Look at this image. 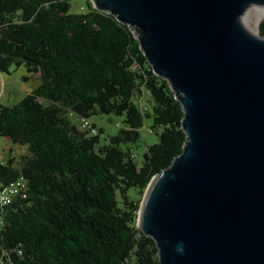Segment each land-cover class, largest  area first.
Listing matches in <instances>:
<instances>
[{"label": "trees", "instance_id": "1", "mask_svg": "<svg viewBox=\"0 0 264 264\" xmlns=\"http://www.w3.org/2000/svg\"><path fill=\"white\" fill-rule=\"evenodd\" d=\"M74 1L0 0V71L25 66L42 79L20 103L0 104V137L28 149L0 159V192L26 185L3 211L0 264H159L137 224L150 182L183 153L184 110L130 27L90 0L73 12ZM98 115L123 118L106 144L90 122ZM146 120L159 142L140 160Z\"/></svg>", "mask_w": 264, "mask_h": 264}, {"label": "water", "instance_id": "2", "mask_svg": "<svg viewBox=\"0 0 264 264\" xmlns=\"http://www.w3.org/2000/svg\"><path fill=\"white\" fill-rule=\"evenodd\" d=\"M91 2L134 31L184 110L183 153L137 224L159 264H264V38L243 23L264 0Z\"/></svg>", "mask_w": 264, "mask_h": 264}, {"label": "rangeland", "instance_id": "3", "mask_svg": "<svg viewBox=\"0 0 264 264\" xmlns=\"http://www.w3.org/2000/svg\"><path fill=\"white\" fill-rule=\"evenodd\" d=\"M78 5L87 6L86 1L75 0L73 4V12L79 11ZM263 16L258 21L259 16ZM264 20V8H251L243 17L244 25L253 32H260V24ZM29 77L28 81L24 78ZM42 84V79L39 74L29 75L25 66H12L9 72L0 71V104L12 107L20 103L26 96L34 92ZM73 123H79L80 118L72 116ZM90 122L95 124L98 129H104L105 133L101 135V143L106 144L108 137L116 135L120 130L117 124H123V118L115 115L106 116L98 115L93 116ZM151 121L146 120L145 126L140 131V141L136 147V153L140 160L143 154L148 150V147L159 142L156 134H150L149 129ZM27 147L14 145L11 141L0 137V159L7 162L10 158L20 161L22 155L27 154Z\"/></svg>", "mask_w": 264, "mask_h": 264}, {"label": "built area", "instance_id": "4", "mask_svg": "<svg viewBox=\"0 0 264 264\" xmlns=\"http://www.w3.org/2000/svg\"><path fill=\"white\" fill-rule=\"evenodd\" d=\"M91 1V0H90ZM85 7L81 6L80 10L85 11ZM82 128L91 130L92 134H96V130L92 127L91 123L88 120H83ZM26 188L23 178L5 186L0 192V226L3 225V211L6 207L13 203V199L19 195Z\"/></svg>", "mask_w": 264, "mask_h": 264}, {"label": "bare ground", "instance_id": "5", "mask_svg": "<svg viewBox=\"0 0 264 264\" xmlns=\"http://www.w3.org/2000/svg\"><path fill=\"white\" fill-rule=\"evenodd\" d=\"M257 8H262V10H263V8L264 7H257ZM259 16V15H258ZM262 17L263 16H259V17H257L258 18V21H260L261 19H262ZM253 35H255V36H259L260 34L259 33H257V32H253V31H251L249 28H247Z\"/></svg>", "mask_w": 264, "mask_h": 264}]
</instances>
